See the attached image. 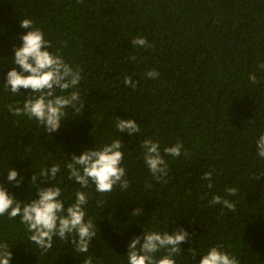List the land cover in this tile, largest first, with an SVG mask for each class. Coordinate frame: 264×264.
Wrapping results in <instances>:
<instances>
[{"label":"trees","instance_id":"1","mask_svg":"<svg viewBox=\"0 0 264 264\" xmlns=\"http://www.w3.org/2000/svg\"><path fill=\"white\" fill-rule=\"evenodd\" d=\"M25 18L45 33L51 52L81 70L76 89L84 107L66 109L61 128L51 134L35 119L8 111L18 101L22 107L30 91L15 96L3 88L15 67L13 49L28 31L20 27ZM137 36L151 46H133ZM260 64L264 0H0V183L30 202L38 198L36 188L53 186L41 171L58 164L55 183L65 207L74 203L77 190L89 193L85 220L96 225L87 253L76 252L70 239L54 237L42 254L19 217H0V243L9 245L10 264H83L89 256L94 264H127L132 237L144 230L172 234L181 227L190 238L180 245L176 264H199L215 245H223L239 264H264V158L256 148L264 134ZM148 70L159 76L147 78ZM251 74L257 83L250 82ZM126 77L132 85L124 83ZM57 94L68 93L57 89ZM115 117L136 120L140 132L119 133ZM118 138L127 190L116 186L100 194L94 185L81 189L68 180L66 164L73 154ZM148 138L159 143L162 155L177 141L188 153L164 157L168 175L160 182L143 160L142 142ZM10 167L23 179L18 188L6 179ZM209 171L211 189L201 178ZM228 188H237V194L228 196ZM214 195L234 202L236 210L212 205ZM135 209L141 216H131Z\"/></svg>","mask_w":264,"mask_h":264},{"label":"clouds","instance_id":"2","mask_svg":"<svg viewBox=\"0 0 264 264\" xmlns=\"http://www.w3.org/2000/svg\"><path fill=\"white\" fill-rule=\"evenodd\" d=\"M20 27L28 29L20 39L22 44L14 48L12 62L15 67L7 72L6 82L3 88L18 96L21 90H30L28 97L17 104H9L8 111L14 116H27L35 119L39 125L44 127L47 134L57 132L61 128L62 121L67 115L66 109L72 108L79 112L84 107L80 91L76 86L81 82V70L73 69L65 62L58 53H53L51 42L45 39V33L34 27L31 18L20 21ZM133 46L150 47L147 39L137 36L131 41ZM135 59V57H131ZM264 70V64L259 65ZM159 73L155 70H148L146 77L155 79ZM251 83H257L254 74L249 75ZM124 83L132 85L131 77H126ZM57 89L67 95H58ZM70 89H74L69 91ZM79 104V107L77 105ZM116 129L119 133L126 132L129 137L140 132L139 125L133 119H121L115 117ZM124 144L121 138L112 140L108 144L99 148H91L83 151L79 156L73 154L71 162L66 164L68 180L80 185L81 189H88L92 185L95 191L100 194L111 193L114 187L119 186L123 190L129 187V180L126 179L128 173L122 166L124 152L121 150ZM143 160L151 176L160 182L168 175V164L165 156L179 157L184 150V145L177 141L174 146L166 147L161 154L160 145L152 138L143 140ZM257 154L264 158V134L256 141ZM184 156L188 153L183 151ZM60 165L53 164L51 168L46 167L41 171L40 176L47 182L53 181L51 187H41L37 189V199L30 202H22L14 195L10 194L3 183H0V217L7 215L9 219L20 218V223L25 225L26 230L31 233L29 240L37 245L42 254H46L53 247V238L68 242L74 246L78 253H87L91 241L96 236V225L91 219L85 220V206L89 201V193L77 190L74 203L65 207L62 197V188L55 181L60 172ZM7 181L13 187H20L23 183L19 173L11 167L6 171ZM2 176V175H0ZM207 180L208 188L213 187L212 172H204L201 177ZM31 182L35 184L36 175L33 174ZM151 188V184H146ZM238 192L237 188H228V196H234ZM203 198V197H202ZM101 201H97L100 204ZM212 205L222 204L230 211L236 210L234 202L219 195H214L210 201ZM142 210L135 209L131 216H141ZM174 224V223H173ZM190 234L184 228H178L172 234L168 230L158 232L155 230H144L141 236L131 238L127 246V264H176L174 257L182 252L180 245L189 241ZM223 245L210 247L199 259V264H239L235 256L223 251ZM164 250L166 253L162 257L156 254ZM195 256V253H193ZM12 252L7 243H0V264H10ZM83 264H94L93 257H87ZM96 264H100L99 260Z\"/></svg>","mask_w":264,"mask_h":264}]
</instances>
